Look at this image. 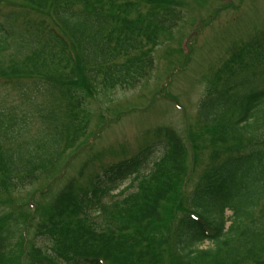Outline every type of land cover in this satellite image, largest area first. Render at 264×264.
<instances>
[{
    "label": "trees",
    "instance_id": "trees-1",
    "mask_svg": "<svg viewBox=\"0 0 264 264\" xmlns=\"http://www.w3.org/2000/svg\"><path fill=\"white\" fill-rule=\"evenodd\" d=\"M183 7L0 0V264H264V25L208 73L187 147L166 134L151 168L150 145L66 177L87 106L149 77ZM199 18L200 31L211 20Z\"/></svg>",
    "mask_w": 264,
    "mask_h": 264
},
{
    "label": "rangeland",
    "instance_id": "rangeland-1",
    "mask_svg": "<svg viewBox=\"0 0 264 264\" xmlns=\"http://www.w3.org/2000/svg\"><path fill=\"white\" fill-rule=\"evenodd\" d=\"M184 1L189 16L170 34L160 36L154 50L155 66L149 77L133 89L99 91L91 101V106H87L92 113V120L82 143L73 152L66 177L77 175L82 166V175L86 177L90 168L93 167L92 172L96 171L94 168L101 164L103 157L104 164L118 160L119 155H109V148L124 145L129 150L132 145L149 138L148 131L156 125L169 127L188 142L185 127L198 119L195 106L205 94L209 74L220 66L226 57L227 47L234 40L264 25V0H208L205 4L200 0ZM235 6L239 8L231 9ZM191 15L202 17L205 23L211 20V24L203 27L195 39L189 24ZM184 40L189 53L186 63L181 60L183 55H179ZM3 94L6 95L5 90H0V95ZM173 101L179 103L182 109ZM99 113L103 117L97 123ZM98 125L101 134L95 140L93 137L90 139L89 136L98 129ZM195 126L201 125L192 126L190 132H197ZM161 137H164L163 134ZM199 173L197 168L195 179ZM64 180L59 177L54 179L52 189L60 188ZM188 181L186 186L190 183ZM193 184L190 183L188 190ZM40 192L34 193V196H39ZM27 195L23 194L22 197L26 198ZM225 215L229 217L230 212L226 211Z\"/></svg>",
    "mask_w": 264,
    "mask_h": 264
}]
</instances>
